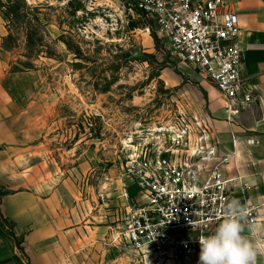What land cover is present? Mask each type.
Segmentation results:
<instances>
[{
    "label": "rangeland",
    "instance_id": "1",
    "mask_svg": "<svg viewBox=\"0 0 264 264\" xmlns=\"http://www.w3.org/2000/svg\"><path fill=\"white\" fill-rule=\"evenodd\" d=\"M0 11L10 31L4 45L16 58L12 68L38 69L39 83L27 95H38L32 110L39 117L24 124L34 128L28 137L39 142L41 171L65 180L74 204L107 233L108 226L118 230L125 161L146 143L169 144L157 127L181 106L205 114L201 84L215 85L171 58L156 25L135 13L132 0H0ZM138 190L130 185V197ZM119 256V264H141L124 250Z\"/></svg>",
    "mask_w": 264,
    "mask_h": 264
},
{
    "label": "built area",
    "instance_id": "2",
    "mask_svg": "<svg viewBox=\"0 0 264 264\" xmlns=\"http://www.w3.org/2000/svg\"><path fill=\"white\" fill-rule=\"evenodd\" d=\"M132 5L156 25L172 59L213 82L227 120L255 100L241 74L238 15L226 9V0H132ZM157 128L168 133L169 144L153 148L146 143L122 166V225L111 242L141 264H199V237L218 226L236 194L249 208V220L264 225L259 204L245 196L252 184L238 172L223 170L234 152L219 154L218 140L202 115L176 110ZM233 142L248 149L258 144L253 136H235ZM130 185L139 188L135 197L128 193Z\"/></svg>",
    "mask_w": 264,
    "mask_h": 264
},
{
    "label": "crops",
    "instance_id": "3",
    "mask_svg": "<svg viewBox=\"0 0 264 264\" xmlns=\"http://www.w3.org/2000/svg\"><path fill=\"white\" fill-rule=\"evenodd\" d=\"M226 9L238 15L241 74L256 98L227 120L220 92L201 84L207 111L197 114L217 138L219 154L234 152L223 166L225 173L238 172L252 184L245 196L264 213V0H226ZM9 32L0 11V190L7 191L0 195V214L12 223V234H0V264H119L121 249L110 239L115 227L108 226L107 233L89 219L84 207L74 204L66 181H56L49 168L39 167V142L29 140L34 128L24 124L25 118L39 117L32 110L38 95H27V87L33 92L39 83L38 69L12 68L14 49L4 45ZM235 136H253L258 144L250 149L236 145ZM234 200L244 202L241 194ZM263 261L258 258V264Z\"/></svg>",
    "mask_w": 264,
    "mask_h": 264
},
{
    "label": "clouds",
    "instance_id": "4",
    "mask_svg": "<svg viewBox=\"0 0 264 264\" xmlns=\"http://www.w3.org/2000/svg\"><path fill=\"white\" fill-rule=\"evenodd\" d=\"M249 214L239 201L227 202L218 226L199 237V264H258L264 257V225L254 226Z\"/></svg>",
    "mask_w": 264,
    "mask_h": 264
},
{
    "label": "trees",
    "instance_id": "5",
    "mask_svg": "<svg viewBox=\"0 0 264 264\" xmlns=\"http://www.w3.org/2000/svg\"><path fill=\"white\" fill-rule=\"evenodd\" d=\"M134 11L137 15L139 16L141 15L137 9L134 8ZM6 192H7L6 190L4 191L0 190V195L5 194ZM11 228H12V223L6 217L0 214V234H5V233L12 234Z\"/></svg>",
    "mask_w": 264,
    "mask_h": 264
},
{
    "label": "water",
    "instance_id": "6",
    "mask_svg": "<svg viewBox=\"0 0 264 264\" xmlns=\"http://www.w3.org/2000/svg\"><path fill=\"white\" fill-rule=\"evenodd\" d=\"M140 54H141L140 51H139V52H133V53L131 54V56L137 57V56H139Z\"/></svg>",
    "mask_w": 264,
    "mask_h": 264
}]
</instances>
